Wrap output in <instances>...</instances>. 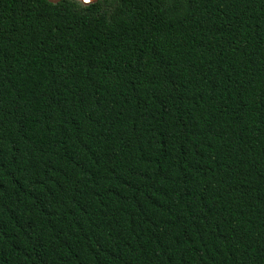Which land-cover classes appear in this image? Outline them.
<instances>
[{"label":"trees","instance_id":"1","mask_svg":"<svg viewBox=\"0 0 264 264\" xmlns=\"http://www.w3.org/2000/svg\"><path fill=\"white\" fill-rule=\"evenodd\" d=\"M0 264H264V0H0Z\"/></svg>","mask_w":264,"mask_h":264},{"label":"water","instance_id":"2","mask_svg":"<svg viewBox=\"0 0 264 264\" xmlns=\"http://www.w3.org/2000/svg\"><path fill=\"white\" fill-rule=\"evenodd\" d=\"M48 1H52V2H54V1H56V0H48ZM89 1H94V0H89ZM87 2H88V1H87ZM87 2H86V3H87Z\"/></svg>","mask_w":264,"mask_h":264},{"label":"built area","instance_id":"3","mask_svg":"<svg viewBox=\"0 0 264 264\" xmlns=\"http://www.w3.org/2000/svg\"><path fill=\"white\" fill-rule=\"evenodd\" d=\"M88 0H82L83 3H86Z\"/></svg>","mask_w":264,"mask_h":264},{"label":"clouds","instance_id":"4","mask_svg":"<svg viewBox=\"0 0 264 264\" xmlns=\"http://www.w3.org/2000/svg\"><path fill=\"white\" fill-rule=\"evenodd\" d=\"M82 2V0H80ZM89 1V0H88Z\"/></svg>","mask_w":264,"mask_h":264}]
</instances>
